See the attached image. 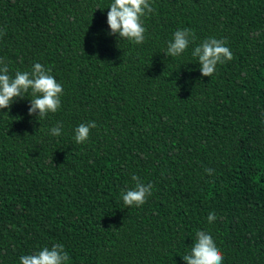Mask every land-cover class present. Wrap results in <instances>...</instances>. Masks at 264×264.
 I'll use <instances>...</instances> for the list:
<instances>
[{"label": "trees", "instance_id": "16d2710c", "mask_svg": "<svg viewBox=\"0 0 264 264\" xmlns=\"http://www.w3.org/2000/svg\"><path fill=\"white\" fill-rule=\"evenodd\" d=\"M113 2L0 0L8 75L38 62L64 90L43 119L30 92L0 109V264L58 243L67 264H185L197 231L223 264H264V0H149L142 44L111 34ZM185 28L195 42L167 56ZM209 38L234 59L205 77ZM133 175L153 185L140 207L122 200Z\"/></svg>", "mask_w": 264, "mask_h": 264}, {"label": "clouds", "instance_id": "9594fccd", "mask_svg": "<svg viewBox=\"0 0 264 264\" xmlns=\"http://www.w3.org/2000/svg\"><path fill=\"white\" fill-rule=\"evenodd\" d=\"M107 14V23L112 35L126 38L135 44H142L145 41L146 28L143 25L142 17L154 11L149 0H114L110 5ZM195 33L188 29L177 30L173 40L167 45L165 54L171 57H179L183 54L190 43L195 42ZM192 56L198 58L201 65L202 76L212 77L216 72L218 64H224L234 59L230 48L225 46L223 40L209 38L197 45L192 51ZM9 69L3 60H0V109H10L13 102L23 99L29 92L33 99H30L29 115H37L41 119L49 113H56L61 108V96L63 87L50 74L51 69L45 68L40 63H35L31 72L17 71L15 77L8 75ZM97 125L94 121L88 124H80L75 129V142L82 144L90 135V129ZM62 125L57 124L50 129V135L60 136ZM211 175L213 169H205ZM132 180L135 187L122 193V200L126 206L140 207L146 203V198L152 195L153 185L144 184L140 177L133 175ZM208 222L213 223L216 214L209 213ZM185 264H223V254L219 250L212 236L204 231L196 232V240L191 252L184 255ZM69 254L65 251L63 244H55L49 249L44 247L36 254L20 257V264H67Z\"/></svg>", "mask_w": 264, "mask_h": 264}]
</instances>
